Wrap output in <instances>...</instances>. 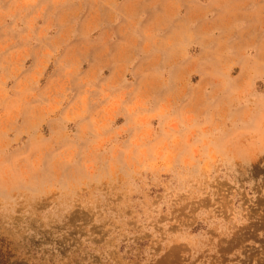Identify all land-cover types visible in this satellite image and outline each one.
Returning <instances> with one entry per match:
<instances>
[{"label": "rangeland", "instance_id": "obj_1", "mask_svg": "<svg viewBox=\"0 0 264 264\" xmlns=\"http://www.w3.org/2000/svg\"><path fill=\"white\" fill-rule=\"evenodd\" d=\"M0 264H264V0H0Z\"/></svg>", "mask_w": 264, "mask_h": 264}]
</instances>
